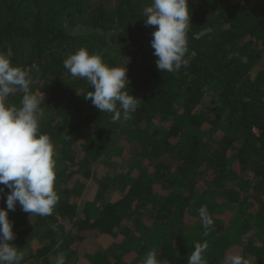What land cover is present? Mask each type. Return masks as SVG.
I'll return each mask as SVG.
<instances>
[{
	"label": "trees",
	"instance_id": "16d2710c",
	"mask_svg": "<svg viewBox=\"0 0 264 264\" xmlns=\"http://www.w3.org/2000/svg\"><path fill=\"white\" fill-rule=\"evenodd\" d=\"M151 3L0 0V53L44 95L60 196L51 216L8 212L21 264H140L153 249L187 264L205 241L207 264H264V0H189V62L174 73L156 65ZM81 47L125 65V91L140 100L132 119L113 122L85 99L91 86L63 67Z\"/></svg>",
	"mask_w": 264,
	"mask_h": 264
},
{
	"label": "clouds",
	"instance_id": "9594fccd",
	"mask_svg": "<svg viewBox=\"0 0 264 264\" xmlns=\"http://www.w3.org/2000/svg\"><path fill=\"white\" fill-rule=\"evenodd\" d=\"M143 17L146 26H157L151 46L158 70L174 73L186 66L191 26L189 0H152L143 9ZM63 67L73 77L88 82L93 90L85 99H90L98 110L112 114L113 122L132 119L140 100L125 91L129 84L125 65L109 66L102 54L89 53L81 47L63 61ZM32 68L39 70L35 64ZM33 84L28 70L13 66L10 58L0 53V199L5 197V188L8 190L6 209L0 207V264H21L24 260V253L9 243L15 236L8 212L15 211L19 204L31 216L47 217L53 214L60 200L55 190V145L47 134L40 132L44 95L41 90L33 91ZM17 91L23 93L19 107L8 102ZM198 211L207 235L214 221L206 205ZM207 249V241L197 244L187 264H207ZM228 261L250 264L241 254L229 256ZM55 264H65L64 257L57 256ZM140 264H169V261L158 258L153 249Z\"/></svg>",
	"mask_w": 264,
	"mask_h": 264
},
{
	"label": "rangeland",
	"instance_id": "374dc122",
	"mask_svg": "<svg viewBox=\"0 0 264 264\" xmlns=\"http://www.w3.org/2000/svg\"><path fill=\"white\" fill-rule=\"evenodd\" d=\"M114 162H115L116 164H118L119 160H115V159H114ZM109 243H111V241H105L104 244H103V246L101 247V248L103 249L104 252H106V249H107ZM32 244L37 246L38 241L35 240V241L32 242ZM82 262H83V264H84V263L86 262V260L84 259V260H82ZM31 264H34V262H31Z\"/></svg>",
	"mask_w": 264,
	"mask_h": 264
}]
</instances>
